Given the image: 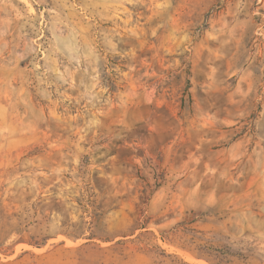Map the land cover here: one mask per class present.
Segmentation results:
<instances>
[{
	"label": "rangeland",
	"instance_id": "374dc122",
	"mask_svg": "<svg viewBox=\"0 0 264 264\" xmlns=\"http://www.w3.org/2000/svg\"><path fill=\"white\" fill-rule=\"evenodd\" d=\"M0 264H264V0H0Z\"/></svg>",
	"mask_w": 264,
	"mask_h": 264
},
{
	"label": "trees",
	"instance_id": "16d2710c",
	"mask_svg": "<svg viewBox=\"0 0 264 264\" xmlns=\"http://www.w3.org/2000/svg\"><path fill=\"white\" fill-rule=\"evenodd\" d=\"M144 201H140L138 204V206ZM135 224L132 225V227L134 228V231L131 233V234H134L136 232L137 229H144V228H148L150 227V224L151 223V220H149L148 216H140L139 218H137L135 221ZM157 224H159V222H155ZM159 229V232H160V235H161V238L163 240H167V239H170L168 238L170 234H174L173 232H171V230L167 229V226H164V227H160L158 228ZM65 234H68V235H71L72 237L78 239V238H82L84 235H85V232L83 231H78V232H75V233H69V232H64ZM151 236L153 237V239L151 240V243L149 242H145V236H147V233H141L140 235L137 236V239H132V240H127V239H121V240H118L117 241V244L119 245H129L130 244V241L132 242V244H135V245H139V248H143V247H148L149 250H161V251H164L162 248H161V245L159 243V237L153 232L151 231ZM93 235V233L91 234ZM127 234H124V236H126ZM89 239L90 238H93V237H88ZM109 239V238H108ZM110 240V239H109ZM137 242V243H135ZM31 244L33 242H30ZM36 244H39V242H36Z\"/></svg>",
	"mask_w": 264,
	"mask_h": 264
}]
</instances>
